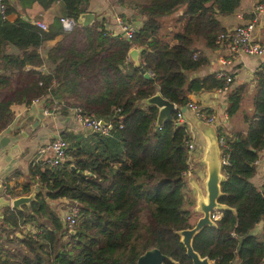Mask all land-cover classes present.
Instances as JSON below:
<instances>
[{
  "label": "trees",
  "instance_id": "obj_1",
  "mask_svg": "<svg viewBox=\"0 0 264 264\" xmlns=\"http://www.w3.org/2000/svg\"><path fill=\"white\" fill-rule=\"evenodd\" d=\"M54 1L75 19L89 2L6 0V12L19 16L12 21L0 16V131L17 108L41 97L46 105L59 99L109 120V132L117 135L121 148L102 154L67 146V160L54 166L31 160L23 192L36 183L32 199L19 208L6 204L1 212L2 230H11L16 242L10 248L0 245L2 264H136L151 247L166 255L164 264H191L179 234L195 219L184 195L187 134L184 123H174V114L189 92L222 87L223 78L214 71L187 74L207 62L204 48H214L217 34L226 30L219 17L234 13L240 0H110L135 7L143 16L130 38L106 32L103 18L64 31L57 16L46 29L21 16L34 2L47 8ZM255 4L264 6V0ZM166 16L174 25L162 32ZM260 30L264 39V16ZM55 35L60 39L38 50ZM80 36L82 47L76 44ZM131 47L141 48L136 64L125 59ZM44 62L47 70L41 69ZM254 74L253 117L244 132L228 141V162L221 165L220 217L191 236L192 249L218 264H260L264 258V183L256 186L250 180L264 145V71ZM243 89L237 84L227 90L225 114L236 111ZM156 90L176 107L160 128L154 126L157 106L138 105ZM60 198L78 206L71 228L53 206ZM237 210L244 220L233 235ZM258 222L261 230L255 232ZM24 225L31 228L24 231Z\"/></svg>",
  "mask_w": 264,
  "mask_h": 264
},
{
  "label": "crops",
  "instance_id": "obj_2",
  "mask_svg": "<svg viewBox=\"0 0 264 264\" xmlns=\"http://www.w3.org/2000/svg\"><path fill=\"white\" fill-rule=\"evenodd\" d=\"M255 3L256 0H240L234 13L221 15L219 20L226 28H230L240 21L236 13H240L243 20L247 18L245 14L253 12V16L257 18L253 36L264 44L260 30L264 8L262 11L255 10ZM86 8L87 11H91L97 16L95 18H103V29L112 34L121 33L120 26L114 19L115 16H120L123 21L132 22L137 27L143 21V16L137 8L112 4L110 0H89ZM60 11L62 12L61 4L54 1L47 8H42L34 2L26 7L24 12L27 19L35 18L50 24L53 17ZM173 25L172 17L166 16L160 22V30L162 32L169 31ZM59 39L60 35L46 39L38 47V50L50 47ZM79 39L76 44L78 47H82L83 37L80 36ZM68 40L69 38L66 39V42ZM8 50L15 51L11 45L8 46ZM204 52L207 55V62L200 68L189 71L188 77L202 76L212 71L217 75L220 70L233 75L224 89L216 88L187 94V99L199 102L215 113L214 122H204L196 117L192 111L183 109L181 123L185 124L187 138L193 144V149L187 153L186 170L188 173H183L186 182L184 195L185 202H191L192 204L191 208L195 213L194 222L203 213L201 208L203 204L208 202L210 189L216 191V197L213 198L215 204L208 210V215L212 211H219L221 207L216 200L219 194V182L223 178L220 163L221 151L217 143V136L222 135L225 140L231 141L237 133L246 130L248 122L254 114L252 105L254 73L258 69L264 71V53L260 55L243 52L232 53L225 42L216 44L211 49L204 48ZM133 64L135 63L133 62ZM48 67V63L44 62L41 69L47 70ZM237 84H243L244 89L239 95L236 111L227 115L223 111L226 105L227 90ZM156 92L159 93L157 90ZM149 103H151L149 99L145 98L140 100L138 105L145 106ZM70 104L72 103L68 101L54 99L51 105H46L43 97L33 100L30 105L17 108L9 123L0 131V218L4 205H11L10 200L12 198L21 195H34L37 189L36 183L31 186L28 192H23V183L28 178V164L33 159L38 146L48 142L56 133L63 134L68 147L77 148L82 146L84 149L94 150L102 154L121 148L119 138L113 131L108 134H95L83 128L67 109V107L72 106ZM157 108L159 110L161 107L157 106ZM255 163V171L250 180L256 186H260L264 183V152H260ZM6 188L8 191H12L11 194L8 193L9 196L6 195ZM66 201L67 199L60 198L54 202L53 206L57 209L58 214ZM21 228L25 231L31 227L24 225ZM260 230L261 222H258L254 227V231L259 232ZM11 233L9 229L3 231L0 225V245L7 248L16 245ZM15 233L18 234L17 231ZM0 257H4L3 253L0 254ZM1 260L0 258V264H2ZM260 264H264V258Z\"/></svg>",
  "mask_w": 264,
  "mask_h": 264
},
{
  "label": "built area",
  "instance_id": "obj_3",
  "mask_svg": "<svg viewBox=\"0 0 264 264\" xmlns=\"http://www.w3.org/2000/svg\"><path fill=\"white\" fill-rule=\"evenodd\" d=\"M264 8L261 4H255L254 9L262 11ZM0 16L3 19L12 21L16 19L19 15L17 12L10 11L6 12V0H0ZM22 18H27L26 15H21ZM237 18L240 19L239 22L235 23L232 27L226 28L225 32H220L217 34L215 43L222 44V42H227V48L230 52H243L246 54H255L260 55L264 53V44L259 42L257 38H254V30L257 24V18L247 17L242 20V15L236 13ZM58 23L64 31H71L74 25L77 23V20L72 16H69L65 13H60L57 15ZM115 21L118 23L121 29V33L125 38L132 37L133 32L137 28L136 24L132 22L123 21L120 16L114 17ZM30 23L35 24L36 26L46 29L47 25L44 21L38 19H28ZM195 54H193L194 56ZM125 59H129L128 52L125 56ZM224 62V60H222ZM150 74V72H148ZM233 74H229L220 70L217 72V76L223 78L222 89L226 88L228 83L231 81ZM172 108L175 110V104L173 103ZM67 109L73 115L74 119L77 120L81 126L91 132H98L101 134H108L110 128L109 120L102 119L95 114H87L81 111L78 106H69ZM183 109H188L194 113L196 117L203 120L204 122L212 123L215 121L216 115L209 108L196 102L194 100L188 99L181 108H176L174 114V123L180 124L183 120ZM163 121V120H162ZM154 123L156 128L161 127V122ZM217 143L219 145L221 154H220V163L226 164L228 162V141L225 140L224 136H217ZM185 146L187 153L193 149L192 142L186 138ZM67 141L62 136V134L56 133L48 142L39 145L36 149L33 161L40 162L47 166H54L60 162L67 160ZM262 152H264V145L262 147ZM257 160V159H256ZM255 160V162H256ZM72 163L69 162V165ZM187 174L188 171L183 172ZM6 195L9 196L8 192ZM62 210L59 212V218L67 228H71L76 221L78 206L74 202H69L68 200L62 206ZM219 211H212L208 218L214 222L219 219ZM243 217L240 215V212L236 211V218L233 225L232 234L235 235L236 231L239 230L243 225ZM208 264H218L214 258H208Z\"/></svg>",
  "mask_w": 264,
  "mask_h": 264
},
{
  "label": "water",
  "instance_id": "obj_4",
  "mask_svg": "<svg viewBox=\"0 0 264 264\" xmlns=\"http://www.w3.org/2000/svg\"><path fill=\"white\" fill-rule=\"evenodd\" d=\"M13 0H9L11 2ZM95 17L94 13L91 11H84L78 15L76 19L78 23L82 25L89 24ZM141 48L131 47L128 50L129 58L136 64L137 63V55L140 52ZM144 77H149L150 74L147 71H143ZM149 101L156 106L161 107L157 111L156 122H160L165 118L171 117V110L173 103L166 98L162 97L159 93H153L148 97ZM216 195V191L214 189H210L208 202L203 204L202 210L203 213L199 216L193 226L190 228H184L179 231L180 239L185 247L186 254L191 259V264H208V258L206 256H200L197 254L191 247V236L194 232H196L200 227L205 224H211L212 221L208 218V210L211 209L212 205L215 204L214 196ZM33 195H21L10 200V204L12 207L19 208L21 203H28L32 199ZM216 197V196H215ZM8 202V201H7ZM218 203V202H217ZM71 232L73 230H70ZM166 255L156 247H151L146 249L143 253H141L137 259L136 264H164V259ZM174 264H178L174 262Z\"/></svg>",
  "mask_w": 264,
  "mask_h": 264
},
{
  "label": "rangeland",
  "instance_id": "obj_5",
  "mask_svg": "<svg viewBox=\"0 0 264 264\" xmlns=\"http://www.w3.org/2000/svg\"><path fill=\"white\" fill-rule=\"evenodd\" d=\"M60 13H61V11H60L59 13H57V15L60 14ZM176 13H179V11H176ZM176 13H174V14H176ZM57 15H56V16H57ZM162 21H163V19L161 20V22H162ZM173 24H174V22H173ZM65 140H66V139H65Z\"/></svg>",
  "mask_w": 264,
  "mask_h": 264
}]
</instances>
